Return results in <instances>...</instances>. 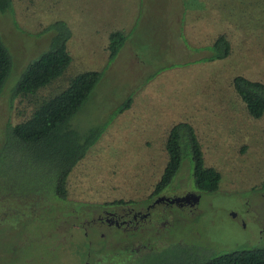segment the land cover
Masks as SVG:
<instances>
[{
  "label": "rangeland",
  "instance_id": "obj_1",
  "mask_svg": "<svg viewBox=\"0 0 264 264\" xmlns=\"http://www.w3.org/2000/svg\"><path fill=\"white\" fill-rule=\"evenodd\" d=\"M55 20L70 31L67 66L35 92L10 98L25 65L48 46L53 31L41 30ZM112 30L125 40L106 61ZM218 34L228 50L213 57ZM0 38L11 56L0 89V264L92 263L84 251L94 247L99 264H185L176 252L201 233L213 250L264 246V112L250 115L231 84L234 75L264 83V0H10ZM90 68L101 75L70 125L82 135L94 126L100 132L63 195L50 143L26 147L5 127ZM177 123L191 127L203 164L219 172L216 189L202 191L195 207L199 220L166 203L169 226L158 224L156 233L129 236L99 221L104 210L130 211L153 195L168 156L165 136ZM188 150L170 187L196 189ZM131 242L144 249L129 250Z\"/></svg>",
  "mask_w": 264,
  "mask_h": 264
},
{
  "label": "trees",
  "instance_id": "obj_2",
  "mask_svg": "<svg viewBox=\"0 0 264 264\" xmlns=\"http://www.w3.org/2000/svg\"><path fill=\"white\" fill-rule=\"evenodd\" d=\"M9 6L10 0H0V11H4ZM48 29H52L53 33L49 37L47 48L40 51L25 65L10 90V98L18 94L35 92L59 75L67 66L70 60L66 49V40L70 34L68 26L63 20H55L43 27L41 31ZM124 38L125 35L118 30H112L108 33V40L105 45L107 50L106 61L115 56ZM210 48L216 52L212 54L213 57H221L227 53L228 43L222 34H218L212 41ZM10 67V53L0 38V89ZM100 75L101 70L93 68L82 69L74 73L68 78L63 88L49 96L41 97L28 115L13 124H7L5 127L4 134L6 137L12 136L18 139V141L24 142L21 144L26 145V147L31 144H34L35 147L45 146L46 143H50V155L59 159L55 184L57 191L63 195L73 168L100 132V127L94 126L82 135L70 125V118L86 100ZM231 84L250 115L259 116L264 112L263 82L251 80L242 75H234L231 78ZM129 102L130 95L122 100L118 108L127 107ZM164 146L168 156L159 179L153 185V192L170 182L180 165L181 159L186 155L185 146L189 149L194 186L201 191L216 189L219 172L214 167L203 164L200 143L187 123L173 124L165 136ZM0 158L3 160L5 158L2 151ZM196 253L200 254L197 250ZM184 262L185 264H264V246L217 249L203 256H190Z\"/></svg>",
  "mask_w": 264,
  "mask_h": 264
},
{
  "label": "flooded vegetation",
  "instance_id": "obj_3",
  "mask_svg": "<svg viewBox=\"0 0 264 264\" xmlns=\"http://www.w3.org/2000/svg\"><path fill=\"white\" fill-rule=\"evenodd\" d=\"M172 178L170 182H174ZM170 182L163 186L162 188L155 191L151 197L145 201H139L135 208H132L130 211L125 212H118L116 210H104L103 214L97 215L99 221L104 222L108 225H113L117 228L122 229L125 233L129 236H132L133 233L137 232L138 229H148L151 228L153 233L158 232L157 225L161 224L164 228H168L169 226V219L171 218V213L164 210L163 205L166 203L175 204L176 206L184 209V211L191 213V221L196 223L200 215H194V212H199V209L196 210L195 207L201 197L202 191L197 189H190L187 187L177 188L176 186L170 187ZM196 195L197 198L194 200L192 196ZM183 196V197H181ZM177 197V198H175ZM172 199V200H170ZM180 219L185 217V213L179 214ZM203 237V234L201 233ZM201 236H195V241L189 244L185 243L182 245V248L178 249L179 251L176 252L180 259L184 262L185 259L191 257H198L199 255L203 256L211 251L213 248H210L207 241H204L200 238ZM177 244L184 243L180 239H178ZM89 243V241H87ZM132 243V242H131ZM142 244V243H141ZM144 245L142 244L141 247ZM179 247V246H178ZM144 249V248H143ZM143 249L136 248V243H132L130 245L131 251H141ZM94 253L88 255L87 252L84 251L85 255L88 257L91 256L92 263H90L87 259L83 261V264H99L101 262V255L102 250L100 247H94ZM107 249H104V251ZM200 252V254L196 253ZM217 250V249H214ZM108 253L113 254L114 251L108 250ZM185 263V262H184Z\"/></svg>",
  "mask_w": 264,
  "mask_h": 264
},
{
  "label": "crops",
  "instance_id": "obj_4",
  "mask_svg": "<svg viewBox=\"0 0 264 264\" xmlns=\"http://www.w3.org/2000/svg\"><path fill=\"white\" fill-rule=\"evenodd\" d=\"M124 40H125V38H124ZM124 40H123V42H124ZM123 42H122V44H123ZM122 44L120 45V47L122 46ZM120 47L118 48V50L120 49ZM118 50H117V52H118ZM116 54H117V53H116ZM116 54H115V56H116ZM113 58H114V57H113ZM113 58H112V59H113ZM112 59H111V60H112Z\"/></svg>",
  "mask_w": 264,
  "mask_h": 264
},
{
  "label": "water",
  "instance_id": "obj_5",
  "mask_svg": "<svg viewBox=\"0 0 264 264\" xmlns=\"http://www.w3.org/2000/svg\"><path fill=\"white\" fill-rule=\"evenodd\" d=\"M181 197H183V196H181ZM175 198H177V197H175ZM192 198L195 200L197 198V196L194 195V196H192ZM170 200H172V199H170Z\"/></svg>",
  "mask_w": 264,
  "mask_h": 264
}]
</instances>
